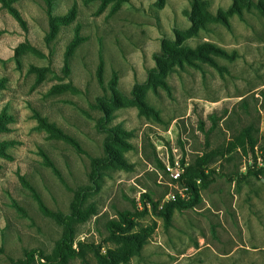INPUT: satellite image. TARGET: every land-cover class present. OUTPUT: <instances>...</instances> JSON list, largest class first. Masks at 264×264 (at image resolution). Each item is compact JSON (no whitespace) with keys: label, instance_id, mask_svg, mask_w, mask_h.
Returning a JSON list of instances; mask_svg holds the SVG:
<instances>
[{"label":"rangeland","instance_id":"1","mask_svg":"<svg viewBox=\"0 0 264 264\" xmlns=\"http://www.w3.org/2000/svg\"><path fill=\"white\" fill-rule=\"evenodd\" d=\"M11 7L0 3V264H264V0H51L52 17L74 11L54 33L43 0ZM162 43L227 56L161 71ZM107 144L124 163L98 168L93 187ZM173 162L197 198L164 213L181 187Z\"/></svg>","mask_w":264,"mask_h":264},{"label":"trees","instance_id":"2","mask_svg":"<svg viewBox=\"0 0 264 264\" xmlns=\"http://www.w3.org/2000/svg\"><path fill=\"white\" fill-rule=\"evenodd\" d=\"M17 0H0L1 5L6 8L10 13L14 14V10L11 7V4L13 2H15ZM45 2L46 5V13L48 16V25H49V30L50 33H54L55 29H56V24L57 23H61V24H66L69 23L73 17H74V11L73 9H71L68 14H66L65 16H61V17H52L50 15V10H51V0H43ZM195 0H191V5L193 6ZM50 35V34H49ZM83 38H78L76 35L74 36V39L70 42L66 53H65V65L67 68V59L70 55V51L73 47H75V45L77 44V42ZM214 54L217 56H223L226 57V52L222 49L216 48L215 46L208 44V43H202L198 46H196L195 48H190V47H178V46H172V45H168V44H161L160 47V51L159 54H155L154 55V60L156 63V66L158 68V70L160 69L161 71H163L162 67L164 66V60H168L169 65L171 62H177V61H181V59H190V58H204L207 60H210V63L212 64L213 61L212 59L208 58V54ZM102 71H103V61L101 56H99V60H98V64H97V68L95 71L96 74V80L98 85H100V87H103V77H102ZM116 73L112 72V77L111 80L109 82V87H110V91L114 92V86L116 84ZM151 83V81H149ZM2 87V83L0 82V88ZM60 86L55 87L56 89H59ZM137 97V93L135 94ZM137 106L140 110L142 111H150V112H154L151 108L147 107L146 104L144 103L143 100H138L137 99ZM100 110L104 113V116L107 114L104 106H100L99 107ZM6 116H4L3 114L0 116V120H4ZM8 118V117H6ZM41 122V120H39ZM46 127H49L52 131H55L57 134L63 136L64 138H66L70 143H72L77 149H79L78 144L76 141H74L72 138L70 137H66L64 135L61 134V132L59 130H57L56 128H54L53 126L50 125H46ZM107 131L109 133H112L111 130L107 129ZM119 133L123 134L124 132L122 130H117ZM75 144H74V142ZM110 141V140H109ZM111 141L114 143H119L118 140H116V138H111ZM2 151V150H1ZM104 153H105V157L101 160H92V183H93V187L96 186V180L98 178V168L100 169V167L102 166H107L110 164V160L115 161L116 163H118L119 165H123L124 161L122 160L121 156H119L115 151L112 150V148L110 147V144H107L104 148ZM2 154V152H1ZM3 155V154H2ZM47 164L53 169L54 173L56 174V176L59 177V174L55 168V166L49 161L47 160ZM197 167H199V165H196ZM192 169H194L192 167ZM198 170L200 171L199 174H202V171L198 168ZM187 172H188V168H185L184 172L181 174L179 180H178V184L181 187H185L187 188V194H188V200L186 201H181L180 199H176L173 202H166L164 205V213L168 212L172 207H177V208H186L189 206H192V204L195 202L196 198H197V193H196V188L194 186V183L191 182L188 177H187ZM25 187L32 193V195L34 196V198L36 199V201L38 202L40 208H42L43 211L49 213L46 208H44L43 204L41 203L38 195L36 194V192L33 190V188L31 186H29L27 183H24ZM86 191V190H85ZM79 193V192H78ZM79 195V196H78ZM76 198H75V202L74 204H72V208L75 210H78V203L81 202L82 197L84 195V192L79 193ZM72 209V210H73ZM131 214L129 212H125V213H121L119 214L121 223L125 224L126 226H130L131 225ZM113 228H116L117 230L120 229V226H118V224H111ZM65 240V238H64Z\"/></svg>","mask_w":264,"mask_h":264},{"label":"built area","instance_id":"3","mask_svg":"<svg viewBox=\"0 0 264 264\" xmlns=\"http://www.w3.org/2000/svg\"><path fill=\"white\" fill-rule=\"evenodd\" d=\"M173 167H168V171L170 172V177L174 182H178L181 174L183 173V169L179 166L178 162H173ZM173 188L176 190V192H169V194L166 196L167 202H173L176 199H180L181 201H186L188 199L187 197V188L177 186H173Z\"/></svg>","mask_w":264,"mask_h":264}]
</instances>
